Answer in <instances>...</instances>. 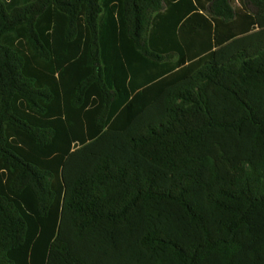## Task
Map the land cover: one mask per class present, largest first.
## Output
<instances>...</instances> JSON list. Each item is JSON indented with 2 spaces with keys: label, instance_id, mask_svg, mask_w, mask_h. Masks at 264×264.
<instances>
[{
  "label": "trees",
  "instance_id": "trees-1",
  "mask_svg": "<svg viewBox=\"0 0 264 264\" xmlns=\"http://www.w3.org/2000/svg\"><path fill=\"white\" fill-rule=\"evenodd\" d=\"M0 264H264V0H0Z\"/></svg>",
  "mask_w": 264,
  "mask_h": 264
},
{
  "label": "rangeland",
  "instance_id": "rangeland-1",
  "mask_svg": "<svg viewBox=\"0 0 264 264\" xmlns=\"http://www.w3.org/2000/svg\"><path fill=\"white\" fill-rule=\"evenodd\" d=\"M237 4L235 2L232 3V6L235 7Z\"/></svg>",
  "mask_w": 264,
  "mask_h": 264
}]
</instances>
